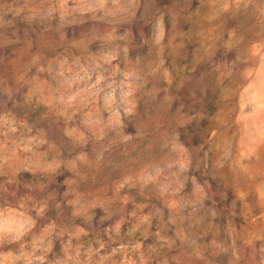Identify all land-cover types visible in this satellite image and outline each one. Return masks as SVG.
I'll return each instance as SVG.
<instances>
[{"label": "clouds", "instance_id": "obj_1", "mask_svg": "<svg viewBox=\"0 0 264 264\" xmlns=\"http://www.w3.org/2000/svg\"><path fill=\"white\" fill-rule=\"evenodd\" d=\"M191 5L0 0V264H264V0Z\"/></svg>", "mask_w": 264, "mask_h": 264}, {"label": "rangeland", "instance_id": "obj_2", "mask_svg": "<svg viewBox=\"0 0 264 264\" xmlns=\"http://www.w3.org/2000/svg\"><path fill=\"white\" fill-rule=\"evenodd\" d=\"M197 7V0H192V5L189 11L195 10ZM187 15V12L184 14ZM9 19H12L9 17ZM231 25V22H230ZM184 30L187 31L190 27L188 24L182 25ZM28 32V34L32 35V29L29 27L28 24L22 22L19 18H16L15 20H12V23H10L7 27H0V59L3 60V64H0V73H2L5 69V66L10 65V61H18L23 56V49L25 48V43H23L24 40V34L25 32ZM17 33V35L21 38V43L13 44L11 43L10 38H12V33ZM7 41V42H6ZM33 51H35V48H33ZM189 51H192V46H189ZM257 56L262 54V51L260 49L256 50ZM223 49H219L215 56L212 57L211 61L204 62L200 65V68L198 71L201 72H208L210 71V65L213 61H220L223 59ZM233 54H229V56H232ZM11 75V72L8 73ZM256 77L258 78V74H256ZM25 92L27 89L24 90ZM247 95L251 100L256 102L257 107H259V101H260V86L256 82V79H253V82L249 86V90ZM9 107H11V104H9ZM43 106H41L42 108ZM250 147V146H249ZM247 155L246 152L242 151L241 156L245 157ZM240 163L243 165L245 161L242 159ZM30 175V174H29ZM209 182L213 185V188H216V181H212L209 178ZM235 194L232 192H229L227 194V200L222 202V205H231V202L235 200ZM258 200L257 193L253 190L250 195L248 196V204L253 209L252 211H247L243 208L241 204H237L236 211L238 215L234 218V223L237 228V230H241L243 228L248 227H259V221H255V217L259 215V210L256 209V204ZM249 217H251L252 220L255 221V225H249ZM260 241H256V247H260ZM165 253H167V250H165ZM219 259V264H228V260L230 259V253L224 254Z\"/></svg>", "mask_w": 264, "mask_h": 264}]
</instances>
